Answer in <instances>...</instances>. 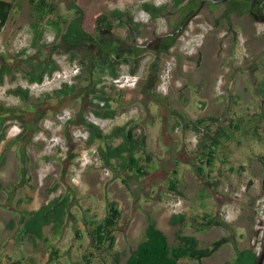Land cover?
<instances>
[{"label": "rangeland", "instance_id": "374dc122", "mask_svg": "<svg viewBox=\"0 0 264 264\" xmlns=\"http://www.w3.org/2000/svg\"><path fill=\"white\" fill-rule=\"evenodd\" d=\"M14 1L11 16L0 31V60L13 67V75L0 84V154L5 159L0 170V264L17 260L22 264L86 263L92 241L83 218L88 210L89 216L101 219L107 213L108 200H116L122 211L112 250L122 254V264L144 239L147 215L156 220L171 244L178 242L175 231L180 227L184 233L196 235L202 247L219 237L230 240L201 263L193 260L191 264L232 261L234 242L241 249L254 247L259 264H264V101L258 94V84L264 80V19L249 13L232 14L228 22L221 18L226 2L217 7L213 1L205 2L167 53H160L157 46L141 48L134 73L124 64L119 82L103 75L97 87L109 92L121 121L133 119V112L143 113V119L137 120V133L141 126L159 121L147 132V149L153 159L148 164L143 159L149 171L145 176L127 166L104 165L98 157L102 143L86 144L89 132L78 123L79 116L95 122L104 132L116 125L111 118L96 115L90 104L87 64L95 54L93 42L77 46L62 40L54 43L56 29L45 21L40 42L45 46H38L40 52L32 45L35 17L31 1ZM48 1L56 5L51 15L55 19L72 17L69 3L77 2L85 12V28L94 34L99 14L111 17L115 8L128 9L140 23V33L117 23L113 32L123 46H133L177 28L186 18H182L183 9L191 0L180 6L174 0ZM144 2L165 9L153 19L141 7ZM22 50H26L24 54ZM50 57L58 69L42 83H29L23 73L30 61ZM168 61L171 66L163 71ZM165 73L166 92L157 89ZM79 74L82 76L76 77ZM64 81L75 84L76 91L57 97L54 90ZM19 87L29 90L28 100L11 92ZM125 97L131 101L124 103ZM132 104L139 108L130 107ZM179 111L192 120L217 116L230 132V140L217 147L216 172L210 180L218 184L212 187L196 175L204 130H184L177 123L183 120ZM216 128V123L211 125L212 131ZM173 177L178 178L184 196L168 189ZM205 194L201 201L199 196ZM58 195H69L71 200L61 234L53 236L47 229L48 240L20 239L26 213ZM180 212L189 215V222L171 225L170 217ZM195 215H215L225 225L198 230L192 220ZM92 264H113V257L108 252L96 254Z\"/></svg>", "mask_w": 264, "mask_h": 264}, {"label": "trees", "instance_id": "16d2710c", "mask_svg": "<svg viewBox=\"0 0 264 264\" xmlns=\"http://www.w3.org/2000/svg\"><path fill=\"white\" fill-rule=\"evenodd\" d=\"M30 1L33 8V16L35 17V21L32 23V29L34 30L32 45L37 47L40 52L41 49L38 46H45V44H40L43 38L42 26L45 21H48L56 29L54 43L62 40L69 45L77 46L90 40L93 42L95 54L89 59L87 64L92 94L90 104L93 106L92 110L96 115L105 118L115 117L117 110L112 106V98L109 92L107 93L103 86H97L102 82L103 75H108L112 79L122 75L121 66L124 64H129L130 72L134 73L137 70L143 49L136 45L128 46L129 44H127L123 46L114 37L113 27L115 23L119 25L127 24L129 25L127 27L129 32L133 31L135 34H139L140 23L134 21L128 9L115 8L110 13L111 17L107 14H99L97 16L96 34H94L85 28V12L77 2L72 1L69 3V9L73 10L74 13L72 17L61 16L55 19L51 17L56 12V5L53 2L48 0ZM185 1L174 0V5L180 6ZM201 2L202 0H191L184 7L183 11L185 13L182 18L187 17L188 12L196 11ZM256 2L254 0H227L226 7L221 13V18H225L229 22L232 14L242 16L249 13L264 19V0ZM213 4L215 7L220 5V3ZM14 5V0H0V31L7 24ZM141 7L153 19L159 17L165 9V6H158L152 2H144ZM177 37L178 35L163 38L157 44L158 51L167 53L176 44ZM25 51L22 50L21 54H24ZM81 63L85 65V61L82 60ZM57 69L56 60L50 57L38 59L35 62L30 61L28 68L24 69L23 74L29 83H42L46 75L54 73ZM8 75H13V67L6 61L0 60V84L4 82L5 77ZM81 76L79 74L76 77L79 78ZM75 91V84L64 81L60 88L54 90V94L57 97H62ZM11 92L20 94L25 100L29 98L28 89L19 87L16 90H11ZM142 94L144 95V91L141 92ZM258 94L264 101V80L258 84ZM95 99H97V102ZM101 101L104 102L103 105L100 104ZM179 115H182L183 120L177 123L184 127V130L192 129L197 132L204 130L198 144V149L201 151L197 157L196 164L198 179L205 181L209 187L218 184L217 180L212 182L210 179L216 172L217 147L231 138L228 128L220 122L221 119L217 116H204L192 120L188 119L184 112L179 111ZM78 123L89 132V137L86 140L87 145L96 141L102 143L98 157L104 165L111 168L127 166L128 169L141 175L146 176L149 174L145 164L152 161L153 153L147 149L148 133L144 126H141L139 133L136 132L139 126L137 120L130 119L121 124H116L109 132H104L98 124L87 120L83 116H79ZM214 123H216L217 128L212 131L211 125ZM143 159L147 163L144 164ZM4 163V156L0 154V170ZM206 188V186H203V189L206 190ZM168 189L178 195H185L177 177L171 178ZM199 198L202 201L206 198V194L200 195ZM70 206L69 195H58L43 203L38 209L27 212V216L23 218L24 226L20 239L25 238L29 241L48 240L47 229L51 231L53 236L61 234ZM107 207V213L101 219L95 215L89 216V211L86 210L87 217L85 216L83 219L88 223L87 233L92 241V250L89 252L90 256L86 258V263L75 261L74 264H92V259L96 254H104L106 252L111 253L113 264H122V254L120 252H112L116 243V230L120 227L119 220L122 217V211L116 200H108ZM189 219L190 217L187 213H176L170 217V224L183 226L189 222ZM192 220L195 221L198 230H202L203 227L225 225L215 215H195ZM77 234H80V231L77 230ZM175 238L178 242L171 244L168 235L157 225L156 220L151 215H147L144 239L130 253L126 259V264H183L191 260L201 263L204 258L210 257L217 252L223 244L230 242L227 237L223 236L202 247L196 235L184 233L181 227L175 231ZM233 248L235 251L234 259L223 264H259L260 256L254 247L241 249L234 242ZM11 264H22V262L17 260Z\"/></svg>", "mask_w": 264, "mask_h": 264}, {"label": "crops", "instance_id": "0c3cea01", "mask_svg": "<svg viewBox=\"0 0 264 264\" xmlns=\"http://www.w3.org/2000/svg\"><path fill=\"white\" fill-rule=\"evenodd\" d=\"M125 100H124V103L125 102H130L131 100H129V97H125L124 98ZM116 101H118V97L115 99ZM114 106V105H113ZM132 106H135V107H137V108H139V106H137V105H134V104H132L130 107H132ZM114 108L116 109V107L114 106ZM139 113V111H136V112H133V116H132V118L133 119H135V120H142L143 119V113L141 114V116H138L137 114ZM108 118H111L112 120H113V122H114V124H115V122H116V124H121V123H123L124 121H121V118H120V116L118 115V113L115 115V117H108ZM126 118H128V116L126 117ZM154 119V118H153ZM139 122V121H138ZM152 123H151V125H145L144 126V128L145 129H147L146 131L147 132H149L150 133V131L154 128V127H156L158 124H159V121H155V119L154 120H152L151 121ZM143 125H144V123H143ZM150 137V136H149ZM205 260V259H204ZM191 262H193V260L192 261H188V262H184L183 264H191ZM194 262H195V260H194Z\"/></svg>", "mask_w": 264, "mask_h": 264}, {"label": "flooded vegetation", "instance_id": "af4514ba", "mask_svg": "<svg viewBox=\"0 0 264 264\" xmlns=\"http://www.w3.org/2000/svg\"><path fill=\"white\" fill-rule=\"evenodd\" d=\"M254 1H256V0H254ZM206 2H212V1H210V0H207ZM194 12L195 11H193L191 14H189L179 25H178V27L177 28H174L172 31H170V32H166V33H169V34H171V33H175L182 25H183V23L191 16V15H193L194 14ZM183 30V29H182ZM181 30V31H182ZM180 31V32H181ZM180 32H178V33H176V34H171V35H168V36H164V37H162V38H159V39H155L157 36H155V37H153V38H151V39H149L148 41H146L144 44H142V43H135L134 45H136L137 47H140V48H143V49H145V48H150V47H155V46H157V44L163 39V38H165V37H171V36H175V35H179V33ZM161 35V34H160ZM128 46H132V44H130L129 43V45Z\"/></svg>", "mask_w": 264, "mask_h": 264}, {"label": "water", "instance_id": "95a60500", "mask_svg": "<svg viewBox=\"0 0 264 264\" xmlns=\"http://www.w3.org/2000/svg\"><path fill=\"white\" fill-rule=\"evenodd\" d=\"M207 0H202V2H201V4H200V6L197 8V10L194 12V14L193 15H191L184 23H183V25L174 33H171V34H176V33H178V32H180L187 24H189V22L192 20V18L194 17V16H196L197 14H199V12H200V10H201V8L203 7V5H204V3L206 2ZM210 1H213L214 3H223V2H226L227 0H210ZM171 34H169V33H163V34H161V35H158L155 39H159V38H162V37H164V36H168V35H171Z\"/></svg>", "mask_w": 264, "mask_h": 264}, {"label": "built area", "instance_id": "2783aa9c", "mask_svg": "<svg viewBox=\"0 0 264 264\" xmlns=\"http://www.w3.org/2000/svg\"><path fill=\"white\" fill-rule=\"evenodd\" d=\"M171 66V64H170V61H168L167 62V65L166 66H164L165 68L163 69V71H166V68H167V70H168V68ZM137 79L138 78H135V80H134V82H132V85H135L136 84V82H137ZM116 82H119L121 79H120V77H117V78H115L114 79ZM168 76H167V74L165 73V74H163L162 76H161V80H160V82L158 83V85H157V89L158 90H163L164 92H166L167 90H168ZM123 86V85H122Z\"/></svg>", "mask_w": 264, "mask_h": 264}]
</instances>
